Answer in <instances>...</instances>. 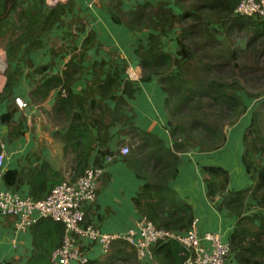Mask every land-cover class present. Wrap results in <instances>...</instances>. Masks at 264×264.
Instances as JSON below:
<instances>
[{"label": "trees", "instance_id": "1", "mask_svg": "<svg viewBox=\"0 0 264 264\" xmlns=\"http://www.w3.org/2000/svg\"><path fill=\"white\" fill-rule=\"evenodd\" d=\"M238 1L174 0L181 11L177 14L163 1H145L125 13L116 0L113 7L116 10H109L115 24L135 32L152 30L147 43L135 48V55L142 70L141 81H148L155 75L166 93L164 107L172 146L166 147L156 135L134 127L123 115L122 110L129 108L127 99L132 98L136 90L121 75L125 64L107 62L109 70L104 72L102 68L107 64L104 60L93 62L91 82L76 95L71 91V85L82 77L83 67L81 61H75L71 56L60 74L42 75L32 80L34 87L29 92L31 100L40 103L57 90L52 113L69 119L62 138L65 148L70 147L74 153L71 179L64 180L63 174L53 171L49 163L42 160L26 174L21 170L6 171L3 175L5 183L17 187L26 181L29 194L35 199L46 197L61 182L73 183L87 166H99L103 163V159H99L110 155L104 147L110 138L109 129L115 122L124 120L136 140L124 161L137 177L145 180L133 198L135 209L157 228L186 230L193 220L192 209L168 186L178 173L180 154L190 150L202 153L220 149L227 140L226 126L236 124L247 111L246 100L264 95V69L259 70L256 59L259 54L264 55V22L234 15ZM75 6H78L76 0L56 2L52 6H47L46 0H0V46L7 61L0 102L4 98L12 99L5 121L10 142L24 133L23 119L17 123L11 120L18 110L12 94L24 76L25 67L21 64L34 67L32 52L44 48L45 37L55 28L64 27L63 18L73 13ZM71 18L69 27L78 24L79 31L85 28L84 20L78 15ZM219 27L221 31H218ZM173 29L174 54L164 51L161 39ZM242 33L248 35L246 45L236 48L233 42H236L237 34ZM95 37V31L89 29L81 44V57L94 44ZM51 51L55 56L56 51ZM53 63L36 66L32 72L43 74ZM256 71L262 73L258 76ZM87 98L91 99L89 109L85 108ZM105 99L112 100L114 107H108ZM74 108L77 109L71 113ZM96 146L100 147L96 162L88 164ZM242 146L241 161L250 180L248 186L228 189V171L213 165L201 167L203 181L209 201L221 198L215 204L217 212L234 219V227L226 236L232 256L230 264L232 261L264 264V98L251 110L249 125L242 134ZM28 230L32 235V251L24 264H52L51 254L62 243L63 223L40 218ZM116 245L125 248L128 244L117 240L114 247ZM151 252L156 264H183L185 260L182 246L175 241L156 242ZM124 254L125 250L118 247L113 255L125 260ZM84 264L101 263L88 259Z\"/></svg>", "mask_w": 264, "mask_h": 264}, {"label": "crops", "instance_id": "2", "mask_svg": "<svg viewBox=\"0 0 264 264\" xmlns=\"http://www.w3.org/2000/svg\"><path fill=\"white\" fill-rule=\"evenodd\" d=\"M140 3L138 2V4ZM52 4L54 5L55 3ZM168 7L172 10L176 9L177 6L174 0H172V4H169ZM81 9H88V7ZM89 12L92 14L95 22L91 24L90 19L84 20L86 27L82 30V32L85 31L84 36H78L75 41H71L65 37V39H61L55 46H48V43L45 41L44 48L32 52L31 58L34 67L28 68L25 66L23 69L24 76L21 78L18 86L13 89L12 97L21 96L26 101L27 107L23 110L18 108L11 118L15 123L23 119L24 125V133L12 142L9 141L7 135L8 126L5 123L8 106L12 103V99L4 98L0 102V139L5 142V156L1 165L0 189H10L23 196L33 197L29 194V185L26 181H23L17 187H9L3 179V175L8 170H21L26 174L28 169L34 165H39L42 160L47 161L53 171L63 174L64 180L71 179L74 153L70 147L65 148L62 138V135L68 128L69 119L65 120L63 115H53L52 113L57 90H53L50 96L40 103L33 102L29 96L30 90L34 87L32 80L40 78L42 75L60 74L71 56L74 57L75 61L77 59L81 61L80 64L83 67L82 77L71 85V91L76 95L81 94L91 82L93 78L91 65L93 62L104 60L106 63L115 61L122 63V65L125 64L126 66L122 74L126 76L125 81H130L136 90L133 97L127 99L129 108L122 110L123 115L129 118L130 123L134 127L156 135L165 143L166 147L172 146V141L167 130L168 116L164 107L166 93L162 90L158 77L155 75L148 81H141L142 70L139 65V58L135 55V48L138 44L147 43V38L144 39L142 37V40H139V34L144 33L148 36V33L152 31L147 29L135 32L118 24L109 25H114L120 29V32L127 33L128 37L126 38L128 41L122 44L113 41V38H109L107 42L105 38L96 34L94 44L81 57V44L87 36L88 30L93 29L96 33V29L100 26L101 21L106 24H108L107 21L113 23L111 18L109 19L110 14L109 17L107 15L109 13L108 9L104 13L103 9L95 7L87 11L88 14ZM133 34L135 36H132ZM107 46H114L120 54L114 55L112 48L108 49ZM75 47H77L76 50ZM51 49L56 51L55 56L52 55ZM69 50L74 52L70 53ZM164 51L170 52L165 49ZM107 52L109 55H107ZM40 55H43L42 62H40ZM2 59L6 60V56L4 49L0 46V63H2ZM51 61L54 62L53 65L48 66L43 74L32 72L36 66L47 65ZM102 69L104 72L108 71L109 64H105ZM0 75H3L2 78H4V70L1 64ZM117 94L119 95L120 91ZM90 102L91 99L87 98L85 108L89 109ZM104 103L110 108H113L115 104L110 99H105ZM76 109L71 110V113ZM89 116H91L90 111ZM250 116L251 111L246 112L236 124L231 126H236L235 132L229 131L231 127L226 130L227 140L220 149L202 153L190 150L180 154L181 163L177 167L178 173L168 182V186L178 194L180 199L191 207L193 219L197 220V226L200 231H215L228 236L234 227V219L227 217L225 214L218 213L215 204L214 206L210 205L213 202L209 201L206 197V187L203 181L204 174L201 167L213 165L226 169L229 174L228 189L230 190L243 189L250 184L241 161L243 153L242 134L249 125ZM109 136L110 138L104 147L111 152L110 155H116V158L106 167L101 176L96 200L86 207L85 220L86 223L94 225L102 232L124 233L141 216L134 207L133 198L140 192L145 184V180L137 177L133 170L126 165L124 161L125 156H119L118 154L120 147L128 145L132 150L136 143L131 127L124 120L115 122L109 129ZM99 151L100 147L96 146L88 160V164L96 162L95 160ZM102 159L104 158H100L99 161ZM145 168L148 173H152L150 168ZM262 214L264 215V210ZM221 215L225 217L222 218ZM31 251L32 235L30 230L15 233L13 230V218L0 214V264H24ZM112 252L103 254L98 245H92L88 249V259L97 263L100 262L101 264H114L116 257L111 255ZM135 255L133 249V260L135 263L144 264L143 261H137ZM116 260L118 264H126L125 260ZM148 262L149 264L156 263L153 260ZM231 264H236V262L232 261Z\"/></svg>", "mask_w": 264, "mask_h": 264}, {"label": "built area", "instance_id": "3", "mask_svg": "<svg viewBox=\"0 0 264 264\" xmlns=\"http://www.w3.org/2000/svg\"><path fill=\"white\" fill-rule=\"evenodd\" d=\"M234 15L252 17L264 22V0H239ZM4 70L0 75V91L4 85L7 61L0 63ZM16 106L23 110L27 103L21 96H14ZM130 153V147L119 148V156ZM5 156V142L0 139V177ZM116 158L107 155L99 166L89 165L73 183L64 181L56 185L42 199L23 196L10 189H0V214L13 218L15 233L28 231L40 218H51L64 225L62 243L51 254L52 264H84L88 260V249L98 245L105 254L111 244L124 240L135 249L137 258L147 262L153 260L151 247L156 242L175 241L183 248V264H230L231 252L228 240L222 233L200 231L193 219L184 231L157 228L146 216L141 215L124 233H105L86 223V207L95 202L99 182L106 167Z\"/></svg>", "mask_w": 264, "mask_h": 264}, {"label": "rangeland", "instance_id": "4", "mask_svg": "<svg viewBox=\"0 0 264 264\" xmlns=\"http://www.w3.org/2000/svg\"><path fill=\"white\" fill-rule=\"evenodd\" d=\"M60 1L66 2L67 0H46V5L47 6H52L53 5L52 3H56V2H60ZM117 1H119L118 2V7L125 13L129 12V10L131 8H133L134 6H136L138 4V2L142 3V2H145V1H149V2H152V3H157L158 1H163L164 3H167L168 6H169V4H172V0H121L122 2L120 0H117ZM77 4H79V5L75 6V9H74L73 13H70L68 16H65L63 18L64 22H65L64 23V27L63 28L62 27L55 28L49 35H47L45 37L44 40L48 43V46H55L57 43L60 42L61 39H65V37H67V39H70L71 41H75V39L78 36L81 37V36L85 35V31L82 32V31H79L77 29L78 24L69 27L70 21L72 20L71 17H75V15H78L81 18V20L82 19L83 20H85V19L89 20L90 19L91 24H92L93 22H95V19H93L92 14L90 12L88 14L87 11H89L91 9H94L95 7L103 9L104 13H106V9H108V10L112 9V11H114L116 9H114L113 7L117 4V2H116V0H77ZM77 7H81V8L88 7V9H83V10L79 9L78 10ZM173 10L177 14H179L181 12L177 7H176V9L174 8ZM107 15L109 17V13ZM109 19H110V17H109ZM107 23L108 24L104 23L103 21L100 22V26L96 29V34L97 35H99L102 38H105L107 42L109 41V38H113V41H117V42L122 43V44H123V42L128 41V39L126 38V37H128L127 33L120 32L119 31L120 29L115 27L114 25L113 26H109V25L115 24L114 22L112 23L111 21H107ZM215 26H218V25H215ZM148 30L152 31L151 29H148ZM221 30L222 29L219 27L218 31H221ZM139 35H140L139 40H142V37L144 39L147 38L146 34H144V33H141ZM132 36H135V35L133 34ZM162 39H163L164 49L174 53L176 51V41H175V31H174V29L169 31V32H167L166 34H164L162 36ZM247 39H248V35L247 34H245V33H242L241 35L237 34L236 42H233V43L235 44L236 48H243L246 45ZM121 47L124 48L123 45H121ZM76 48L77 47H75V50H76ZM107 48L108 49L112 48V50H113L112 53H114V55L120 54L116 50V48L114 46H107ZM69 52L71 53V52H74V51L69 50ZM107 55H109L108 52H107ZM256 59L258 61L259 70L260 69H264V55L259 54ZM42 61H43V55H40V62H42ZM117 63H120V62H117ZM21 66L25 67L22 64H21ZM263 72H264V70H263ZM259 73H262V71H258V72L256 71L255 74L259 76ZM122 76L124 78H126V76L124 74H122ZM241 94L245 98V95L242 92H241ZM263 98H264V95H263V97H261L259 99H248V100H246L247 103H248V108H247L246 112H250L253 109V107L256 106V104ZM235 127L236 126L231 127L229 131L230 132H235V129H236ZM228 128H229V126H226V130ZM220 200H221V198L217 197L216 200L213 203H211L210 205L214 206V204H216ZM222 214H224V213H222ZM221 217L224 218L225 216L221 215ZM115 243H116V241H115ZM115 243L113 242L111 244L110 249L108 250V253L113 251L111 255L115 254L116 249L119 247L120 249H124L125 250V254H124L125 263L126 264H136L135 261L133 260V249L134 248L132 246H130L128 243H127L128 245L125 246V248L123 247V245H120V246L116 245L114 247ZM134 251H135V249H134ZM135 254H136V252H135ZM135 256H136V260L137 261L142 262V261H140L137 258V255H135ZM153 262L155 263L154 260H153ZM114 264H118V261L116 259L114 260Z\"/></svg>", "mask_w": 264, "mask_h": 264}]
</instances>
